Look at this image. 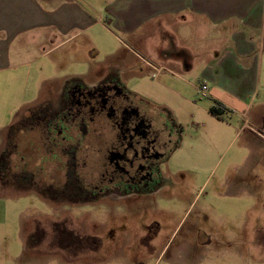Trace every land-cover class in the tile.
Here are the masks:
<instances>
[{"label": "rangeland", "instance_id": "obj_1", "mask_svg": "<svg viewBox=\"0 0 264 264\" xmlns=\"http://www.w3.org/2000/svg\"><path fill=\"white\" fill-rule=\"evenodd\" d=\"M71 79L62 76L60 88H46L0 131V158L8 161L0 175V264H264V106L215 117L200 90L185 85L193 104L154 77L141 81L135 90L152 104H137L154 127L173 131L161 188L78 204L71 177L97 181L90 175L100 171L106 121L90 127L76 170L70 151L80 129H67L64 140L31 120L40 107L59 110Z\"/></svg>", "mask_w": 264, "mask_h": 264}, {"label": "crops", "instance_id": "obj_2", "mask_svg": "<svg viewBox=\"0 0 264 264\" xmlns=\"http://www.w3.org/2000/svg\"><path fill=\"white\" fill-rule=\"evenodd\" d=\"M154 73L193 104L185 85H207L209 113L264 106V0H0V131L62 76L152 104L135 86Z\"/></svg>", "mask_w": 264, "mask_h": 264}, {"label": "flooded vegetation", "instance_id": "obj_3", "mask_svg": "<svg viewBox=\"0 0 264 264\" xmlns=\"http://www.w3.org/2000/svg\"><path fill=\"white\" fill-rule=\"evenodd\" d=\"M65 88L59 110L51 105L40 107L31 120L43 122L50 132H57L61 137L67 129H80L81 140L70 151L76 170L80 161L77 153L83 139L90 135V127L101 120L108 125V135H102L103 147L97 159V164L101 161L97 168L100 171L97 176L96 173L90 175L97 181H83L78 174L77 178L71 177L77 181L70 185H74L78 204L107 195H146L159 190L160 164L167 157L166 149L173 140V131L154 127L149 114L141 110L135 98L116 80L105 79L93 87L79 80ZM93 130L97 137V130ZM162 132L165 134L161 136ZM86 165L82 160V166Z\"/></svg>", "mask_w": 264, "mask_h": 264}, {"label": "trees", "instance_id": "obj_4", "mask_svg": "<svg viewBox=\"0 0 264 264\" xmlns=\"http://www.w3.org/2000/svg\"><path fill=\"white\" fill-rule=\"evenodd\" d=\"M76 81H79L78 79H71L68 83H74ZM227 111V109L225 108V106L219 104V103H215L211 108H210V112L213 114V115H216L218 117H221L225 112ZM8 161H7V157L4 156V153L2 154L1 158H0V175H1V172H2V169L3 168H7V164ZM0 180H1V177H0ZM87 202V201H86Z\"/></svg>", "mask_w": 264, "mask_h": 264}, {"label": "built area", "instance_id": "obj_5", "mask_svg": "<svg viewBox=\"0 0 264 264\" xmlns=\"http://www.w3.org/2000/svg\"><path fill=\"white\" fill-rule=\"evenodd\" d=\"M153 77H156V73L153 74ZM202 95L206 96L207 92H208V86L207 85H202L200 88Z\"/></svg>", "mask_w": 264, "mask_h": 264}]
</instances>
